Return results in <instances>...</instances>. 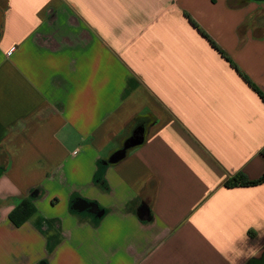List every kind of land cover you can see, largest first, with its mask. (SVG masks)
Here are the masks:
<instances>
[{"label": "crops", "instance_id": "0c3cea01", "mask_svg": "<svg viewBox=\"0 0 264 264\" xmlns=\"http://www.w3.org/2000/svg\"><path fill=\"white\" fill-rule=\"evenodd\" d=\"M257 91L264 0H0V264L261 260Z\"/></svg>", "mask_w": 264, "mask_h": 264}, {"label": "water", "instance_id": "95a60500", "mask_svg": "<svg viewBox=\"0 0 264 264\" xmlns=\"http://www.w3.org/2000/svg\"><path fill=\"white\" fill-rule=\"evenodd\" d=\"M145 142V128L143 126L138 127L123 144L122 148L116 151L110 158L105 162V165H116L123 161L128 153L133 150L134 148H137L141 145H143ZM3 173V169L0 168V176ZM72 209L77 212H84L89 211L92 214L97 215L98 217L103 216V211L99 210V206L95 203L88 202L86 200L80 199L75 202ZM149 214V209L147 206H144V208L141 210V215L143 218H146ZM255 264H264V257L256 261Z\"/></svg>", "mask_w": 264, "mask_h": 264}, {"label": "trees", "instance_id": "16d2710c", "mask_svg": "<svg viewBox=\"0 0 264 264\" xmlns=\"http://www.w3.org/2000/svg\"><path fill=\"white\" fill-rule=\"evenodd\" d=\"M250 85V82H249ZM258 92V91H257ZM260 97L264 100V96L258 92ZM264 183V175L256 181L247 180L242 174L233 178L226 183L227 187H237V186H256ZM36 213V208L33 202L29 199H23L17 208L9 215V219L13 225L20 227L25 222H27Z\"/></svg>", "mask_w": 264, "mask_h": 264}, {"label": "clouds", "instance_id": "9594fccd", "mask_svg": "<svg viewBox=\"0 0 264 264\" xmlns=\"http://www.w3.org/2000/svg\"><path fill=\"white\" fill-rule=\"evenodd\" d=\"M246 235V234H245Z\"/></svg>", "mask_w": 264, "mask_h": 264}]
</instances>
